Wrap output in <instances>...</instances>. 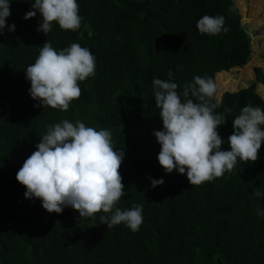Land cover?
<instances>
[{
	"label": "trees",
	"instance_id": "obj_1",
	"mask_svg": "<svg viewBox=\"0 0 264 264\" xmlns=\"http://www.w3.org/2000/svg\"><path fill=\"white\" fill-rule=\"evenodd\" d=\"M33 2L10 0L6 25L15 30L0 34V264H264V216L256 212L257 205L264 211V197L251 196L264 192V142L256 162L238 160L231 173L193 186L186 173L164 171L153 135L163 129L153 78L168 80L171 70L179 92L194 76L213 78L249 61L251 33L233 0H77L81 27L53 22L47 35L38 31L39 12L24 19ZM205 14L224 16L230 30L200 34L196 23ZM45 41L57 51L78 43L96 58L95 76L79 82L82 94L67 111L43 107L29 93L25 70ZM252 74L246 87L218 98L215 111L233 109L217 129L221 150H230L232 120L244 106L264 110L256 92L264 70L254 66ZM64 119L110 130L114 147L124 149L125 195L117 206L143 204L138 231L99 224L102 212L95 220L70 206L49 213L40 199L24 196L17 171L47 126ZM149 177L164 183L153 188Z\"/></svg>",
	"mask_w": 264,
	"mask_h": 264
},
{
	"label": "clouds",
	"instance_id": "obj_2",
	"mask_svg": "<svg viewBox=\"0 0 264 264\" xmlns=\"http://www.w3.org/2000/svg\"><path fill=\"white\" fill-rule=\"evenodd\" d=\"M79 10L77 0H34L24 19L39 12L42 22L38 31L45 35L52 31L53 22L63 30L77 31L82 20ZM10 14V0H0V34L6 26L8 31L15 30L14 24L6 25ZM196 27L200 34L208 36L230 30L222 15L205 14ZM95 74L96 58L88 48L72 43L57 51L50 41L43 43L35 62L25 70L31 98L43 107L60 111H67L71 102L80 98L79 82ZM167 75L168 80L152 81L163 124V129L153 135L160 144L158 162L166 173H186L191 185L200 186L231 173L238 160L245 164L258 160L264 142V110L244 106L232 120L233 131L227 137L230 150H221L225 141L217 129L228 120L224 113L233 109L215 111L219 106L215 80L197 75L178 92L177 83L171 79L173 72L169 70ZM123 157L124 149L114 147L110 130H96L80 120L74 124L64 119L47 126L36 150L17 171L16 179L26 188L24 196L40 199L49 213H61L70 206L79 212V217L95 220L96 214L102 212L99 224L110 229L123 223L136 232L143 223V204L128 210L117 206L125 195L119 172ZM149 179L153 188L164 183L163 178ZM251 196L259 199L264 192L256 189ZM256 212L264 216L259 205Z\"/></svg>",
	"mask_w": 264,
	"mask_h": 264
},
{
	"label": "rangeland",
	"instance_id": "obj_3",
	"mask_svg": "<svg viewBox=\"0 0 264 264\" xmlns=\"http://www.w3.org/2000/svg\"><path fill=\"white\" fill-rule=\"evenodd\" d=\"M240 22L251 33L250 60L241 67H232L213 75L218 88L217 98L223 91H234L246 87L253 79L252 68L264 70V0H233ZM256 92L264 100V86L258 84Z\"/></svg>",
	"mask_w": 264,
	"mask_h": 264
}]
</instances>
